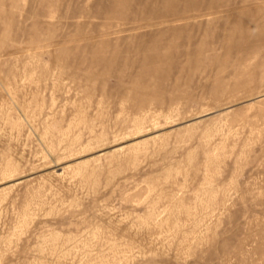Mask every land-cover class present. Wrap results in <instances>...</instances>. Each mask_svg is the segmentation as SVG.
Returning <instances> with one entry per match:
<instances>
[{"label":"rangeland","instance_id":"374dc122","mask_svg":"<svg viewBox=\"0 0 264 264\" xmlns=\"http://www.w3.org/2000/svg\"><path fill=\"white\" fill-rule=\"evenodd\" d=\"M0 264H264V0H0Z\"/></svg>","mask_w":264,"mask_h":264}]
</instances>
